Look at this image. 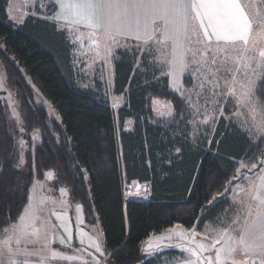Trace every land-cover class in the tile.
Instances as JSON below:
<instances>
[{
  "label": "trees",
  "instance_id": "16d2710c",
  "mask_svg": "<svg viewBox=\"0 0 264 264\" xmlns=\"http://www.w3.org/2000/svg\"><path fill=\"white\" fill-rule=\"evenodd\" d=\"M8 6L9 0H0V63L18 93L14 99L24 128L40 137L30 169H17L11 159L15 140L0 97V230L9 223V214L13 222L22 213L35 181L53 171V179L97 214L107 264H137L145 260L142 244L151 235L176 224L202 228L214 220L228 207V195L206 205L235 177L237 162L264 159V140H250L225 119L208 149L195 146L184 126L186 105L169 88L168 76L160 77L156 65L135 68L127 52L115 62L113 93L126 99L115 110L101 92L78 85L66 31L38 16L16 24ZM31 83L61 119L31 103ZM256 96L264 106V92ZM156 98L174 104V119L156 120L151 108ZM129 119L132 128L126 129ZM133 181L148 185L150 198L125 204L124 186ZM157 260L153 257L145 264Z\"/></svg>",
  "mask_w": 264,
  "mask_h": 264
},
{
  "label": "snow or ice",
  "instance_id": "6c2138e0",
  "mask_svg": "<svg viewBox=\"0 0 264 264\" xmlns=\"http://www.w3.org/2000/svg\"><path fill=\"white\" fill-rule=\"evenodd\" d=\"M39 2V0H37ZM59 5V12L54 18L67 21L69 25H83L89 32V38L98 56L107 59L116 47L131 50L129 38L137 41V51L153 57L149 63H157L177 79V90L181 87L179 77L185 71L191 72L196 80L193 89L178 91L182 102L189 103L193 91L200 97L207 85L208 95L204 96L205 105L211 101L215 105L217 97L224 99L225 93L234 98L238 105L249 106L253 113L250 120L241 122L249 139L257 142L264 140V114L255 118L256 92H264V0H49ZM43 6V5H41ZM10 19L22 23V19L10 16ZM80 37H77L79 39ZM101 41L103 49L101 50ZM6 51V49H5ZM0 87L3 81L0 80ZM222 91H217L221 89ZM187 93V94H186ZM7 99H11L9 96ZM198 110V109H197ZM171 114V113H169ZM239 115V113H235ZM12 115L16 117L19 131L23 132V120L15 105ZM210 117H206L208 119ZM35 139V138H34ZM27 142L18 141L20 159L23 163V151ZM251 161H249L250 163ZM240 168L247 171L243 161L237 162ZM260 170L264 172V159L259 161ZM19 169L20 165H15ZM256 168V164L251 165ZM240 169H238L239 171ZM2 174V170H0ZM53 171L46 173L52 178ZM240 177H233L225 188L233 189ZM44 186L41 185V188ZM233 197L234 216L220 220L222 227L213 229V242L204 243L196 238L199 235L194 229L185 231L177 227L167 230V236L158 238V242H149L142 252L155 257L166 247L165 239L176 238L190 241L182 244V251L187 253L184 264H264V175L259 182L252 181L247 189L239 188ZM63 194L64 189H60ZM220 193L219 197L225 196ZM246 197V199H245ZM29 204L15 222L11 221L0 231V264H30V258H39V264L51 259L66 261L81 260L79 253L86 249H73L77 255H65L52 248L54 240L61 245L72 248V235L65 224V217L55 212L59 225L52 224L43 215L45 204L49 202L61 209L67 207L64 200L50 197H37L35 192L29 196ZM218 200L213 196L206 207ZM63 229L67 236L59 235ZM95 238L89 236L90 246L95 252H102L101 236L94 229ZM208 231L206 226V232ZM83 237L80 243L84 244ZM219 245V247H217ZM214 249V253L211 250ZM8 259H4V254ZM205 253H209L205 255ZM240 256L242 259H237ZM84 264V262H82ZM87 264H92L88 261ZM95 264H100L95 260Z\"/></svg>",
  "mask_w": 264,
  "mask_h": 264
},
{
  "label": "rangeland",
  "instance_id": "374dc122",
  "mask_svg": "<svg viewBox=\"0 0 264 264\" xmlns=\"http://www.w3.org/2000/svg\"><path fill=\"white\" fill-rule=\"evenodd\" d=\"M254 3L259 7L258 0H254ZM43 5V6H41ZM51 3L49 0H9L8 13L9 17H17V19H22L24 21L28 16H50L52 10L50 9ZM14 23H18L16 20L11 19ZM71 39L73 42V50H74V67L77 73V81L78 85L85 90H94L96 92H101L103 96L109 100L111 106L118 110L121 106L125 104V96L124 95H115L113 93V74L115 71V62L122 58L123 54L127 52L135 59V68H138L142 64H147V66L151 67L156 65V68L160 70V77L166 76L162 75V72H166V68H161L157 63H149L152 61L153 57L150 55H145L144 53L137 51L135 45L137 42L130 41V45L132 46L131 50L116 47L112 50L111 55L105 59L103 55L98 56L95 50V47L91 43V39L87 33H75L71 34ZM77 37H80L77 39ZM103 49V42L101 41V50ZM147 59V61L145 60ZM145 71V68L140 69V71ZM151 71V70H150ZM186 76H188L189 85H184L180 91H186L193 89V84L196 83L195 78L193 77L191 72L186 71ZM185 76V77H186ZM0 80L3 81V87H0V97L6 108L8 123H9V131L11 136L15 140V146L12 154V162L14 165H20L19 170L28 171L30 169L34 147L38 143L39 140V132L33 131L29 133L26 128L24 131H19L18 121L15 116L12 115V110L15 105L16 109L20 112L19 105L15 102V95L18 93L15 92L13 85L7 77V73L4 70L3 65L0 63ZM208 86H205V91L202 93L200 97L196 96V91H193L191 102L194 106L190 108L189 103L184 102L186 105V112L183 116L184 126L189 129V136L191 141L195 146L204 145L206 149H208L210 143L213 140L215 132L217 130V126L221 119L226 120V125H236L243 132V128L240 127V124L244 120H250L253 117V113L251 111V107L238 105L235 102L234 98L228 97L225 93V98L221 99L219 96L217 97V103L213 105L211 98L207 105H205L204 96L208 95L207 91ZM31 89L33 92V100L31 103H35L37 105L44 106L49 115L55 119H61L60 115L53 109L51 103L42 96L39 89L31 83ZM221 89H217V91H222ZM187 94V93H186ZM11 96V99H7ZM19 101V100H18ZM30 102V101H29ZM256 108L255 118L259 119L262 114H264V106L259 102L257 96L256 101H254V105ZM152 112L156 118V120H166L170 121L176 117V111L174 104L171 101L156 98L152 100ZM198 109V110H197ZM239 113L236 115L235 113ZM171 113V114H169ZM206 117H210L206 119ZM21 118V116H20ZM132 120H127L126 129H131ZM24 127V126H23ZM35 138V139H34ZM23 139L27 142L26 147L23 151V163H21L20 159V151L18 146V141ZM253 141H257L255 138V134L253 135ZM262 160V159H260ZM245 165H247V171L245 169L239 168L235 177H240L238 184L236 182L233 183V189L236 191H228L225 193V190L222 193H225L226 197L228 195L229 205L228 207L218 215L214 220L209 221L205 227L198 228L197 226L188 228L183 224H176L165 231L159 234H153L150 236L143 244L142 249L147 246L149 242L155 244L158 242V238L161 236H167V230L173 229L177 227L180 231L187 232L188 230H195L199 235L197 236L198 241H202L206 244L213 242L215 233L212 231L213 229H217L222 227L220 220L224 219L228 216H234L235 210L233 208V197L239 195L244 197L243 193H239V188H247L248 183L251 179L257 176V171H260V165L258 162L248 163L243 161ZM256 164V168H252L251 165ZM233 180V179H232ZM41 185L44 187L41 188ZM130 195L136 200H142L141 198L146 194L144 190V185L142 183L133 181L128 185ZM148 186V185H146ZM63 188L64 192L61 194L60 189ZM149 188V187H148ZM150 189V188H149ZM35 192L37 197H50L57 201L64 200L67 203V207L61 209L59 205L53 206L50 201L45 204V213L43 214L46 219L50 220L52 224L59 225L61 223L60 220L56 219L55 212H60L62 216L65 217V224L71 232L72 239L71 244L72 248H68L66 245H61L59 240H54L52 244V248L65 254V255H77L73 249H86L85 252L79 253L81 260L77 261H66L63 259H51L45 261V264H87L88 261H92V264H95V260L98 259L101 262L102 259L107 257V250L105 244L104 233L100 227V221L98 220L97 214H92L83 203L75 199L72 195L71 189L67 185L60 184L59 180H55L52 178L46 177L45 180L35 181L30 190V195ZM29 195V196H30ZM150 193H148V196ZM222 198L218 196V200ZM246 199V197H245ZM147 200V199H145ZM215 201L213 202V204ZM29 204V201H28ZM27 204V205H28ZM17 220V219H16ZM15 220V221H16ZM13 221V222H15ZM206 226L208 231L206 232ZM94 229H98L101 236L102 243V252L97 253L94 249L91 248L88 237L91 236L93 238L96 237L97 233ZM59 235L67 236V233L63 231V229L59 230ZM4 233H0V239H2ZM83 237L84 244L80 243V238ZM165 245H172L171 247H166L162 254H165V251L168 252L165 254L167 261L169 264H184V259L181 257L182 255H186L187 253L182 251L180 245L189 244L190 241H180L176 238L171 240L165 239L163 242ZM219 247V245H217ZM176 251L178 253H175ZM214 253V249L211 250ZM144 254V253H143ZM209 253H205L208 255ZM145 255V254H144ZM161 254L156 255L154 258L157 260ZM153 257L145 255V261L149 260ZM237 259H242V257L237 256ZM4 259H8L7 254H4ZM106 260V259H105ZM144 260L140 261L145 262ZM158 263V260H157ZM30 264H39V258H30ZM138 264V263H137Z\"/></svg>",
  "mask_w": 264,
  "mask_h": 264
},
{
  "label": "crops",
  "instance_id": "0c3cea01",
  "mask_svg": "<svg viewBox=\"0 0 264 264\" xmlns=\"http://www.w3.org/2000/svg\"><path fill=\"white\" fill-rule=\"evenodd\" d=\"M51 5H52V7H53V9H52V12H51V14H50V16H46V17H44V16H38V17H40V18H43V19H46V20H49V21H52V22H54V23H56L57 25H58V29L59 30H62V31H66V34H67V37H68V39H69V41H70V43H71V45H72V47H73V42H72V39H71V34L73 33V34H77V33H87L88 34V32H89V30L85 27V26H83V25H69V23L67 22V21H64V20H61V19H56V18H54L55 16H56V14L59 12V5L58 4H56V3H51ZM23 23V22H22ZM21 24V23H20ZM129 40L130 41H134V42H137V41H135V39L134 38H129ZM103 42V41H102ZM72 57H73V63H74V50L72 51ZM115 69V68H114ZM166 70V72H168V69L166 68L165 69ZM165 72V73H166ZM186 71L184 72V73H182L181 74V76L179 77V84L181 85V87L177 90V83H178V81H177V79L176 78H174L172 75H166V76H168V80H169V88L171 89V90H173V91H175V92H177L178 93V91H180L181 90V88L183 87V85H184V78H185V76H186ZM113 81H114V74H113ZM113 83V82H112ZM132 126V125H131ZM132 128V127H131ZM257 172H259V173H257V176H255L253 179H251L250 181H249V183L250 182H252V181H255V182H259V176H261V175H264V172H261V170L260 171H257ZM249 183H248V186H249ZM248 186H247V188H248ZM246 188V189H247ZM150 198V195L148 196V199ZM208 223V222H207ZM206 223V224H207ZM205 224V225H206ZM205 225H204V227H205ZM100 227H101V230H102V226H101V224H100ZM103 231V230H102ZM152 236V235H151ZM148 239V238H147ZM146 239V240H147ZM145 240V241H146ZM144 241V242H145ZM143 242V243H144ZM168 251L166 250L165 251V254L167 253ZM173 252H175V253H178V252H176V251H173ZM161 254V256L160 257H158V263L157 262H153L152 264H169V262L167 261V259H166V256H165V254H162V253H160ZM183 259L186 257V255H182L181 256ZM105 259H107V257L105 256V258L104 259H102L101 260V262H100V264H107V262H106V260ZM145 261V260H144ZM138 264H145V262H141V263H138Z\"/></svg>",
  "mask_w": 264,
  "mask_h": 264
},
{
  "label": "built area",
  "instance_id": "2783aa9c",
  "mask_svg": "<svg viewBox=\"0 0 264 264\" xmlns=\"http://www.w3.org/2000/svg\"><path fill=\"white\" fill-rule=\"evenodd\" d=\"M145 195L141 198L142 200H145L148 198L149 188L148 186L144 185ZM134 198L129 193V188L127 185L124 186L123 189V202L127 204L129 201L133 200Z\"/></svg>",
  "mask_w": 264,
  "mask_h": 264
}]
</instances>
